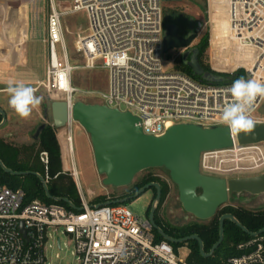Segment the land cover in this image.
I'll list each match as a JSON object with an SVG mask.
<instances>
[{"label": "built area", "instance_id": "1", "mask_svg": "<svg viewBox=\"0 0 264 264\" xmlns=\"http://www.w3.org/2000/svg\"><path fill=\"white\" fill-rule=\"evenodd\" d=\"M209 3L211 0H205ZM164 0H70L63 7L50 0L48 37L50 51L47 83L43 86L52 98L70 106L77 89L72 86L62 20L78 12L87 15L85 34L78 35L75 47L93 69L98 62L110 73L104 104L122 112H131L149 136L161 137L180 124L226 127L222 110L231 102L224 90L231 84L213 85L197 81L181 72H165ZM229 33L234 43L254 49L244 69L246 79L264 81V0H225ZM61 48L63 58L58 56ZM220 74H231L226 71ZM258 98L251 115L264 122ZM70 119L64 129L65 146L74 163ZM262 144L207 152L201 158V172L210 177L230 179L235 174L252 175L264 171ZM48 172L49 155L40 154ZM78 181L72 165L69 171ZM46 183L50 181L48 175ZM79 186L81 208L77 212L60 204L39 200L25 204V193L0 184V264H52L49 249L63 250L62 236L74 246L77 264H189L179 259L172 245L156 242L154 229L124 205L91 206ZM109 201V200H108ZM238 256L226 264H264V235L238 245ZM59 257V255L57 256Z\"/></svg>", "mask_w": 264, "mask_h": 264}, {"label": "rangeland", "instance_id": "2", "mask_svg": "<svg viewBox=\"0 0 264 264\" xmlns=\"http://www.w3.org/2000/svg\"><path fill=\"white\" fill-rule=\"evenodd\" d=\"M63 7L70 5V0H57ZM164 14L173 12L183 13L184 16L192 17L203 24L199 38L193 43L196 45L208 37L209 48L203 56V62L208 65L213 71H226L234 74L240 69H245L249 63V58L237 49L236 44H231L230 33L228 29V11L224 8L216 9L212 4L205 0H180L163 2ZM220 9V10H219ZM50 13V0H0V36L3 39L8 37L11 43L15 44L16 36L20 42L27 38L29 34V42L26 45L25 55L27 56L23 69L18 76L14 78H0V90H6L9 81L23 82L26 85L37 89L36 95L43 96V103L38 110H34L31 116L27 119L20 118L15 112L10 111L9 96L0 94V109H3L8 115L6 125L0 129V138L7 144L17 147L33 146L38 139H35L37 130L43 124H53L51 117V105L54 102L63 101L62 97L52 98L43 86L47 83V67L50 62V51L46 44L48 35V16ZM218 15V16H217ZM219 17V18H218ZM220 19V28H217V22ZM65 33L66 49L69 58V64L75 69L72 72V86L77 89L74 95L75 102L83 101L87 104H104L102 95L108 94L110 88V73L102 66L101 62L96 64L93 69L85 67L86 61L80 55L75 47L78 35H84L88 27L87 15L85 12L65 17L62 20ZM9 31V33L7 32ZM236 52V54H235ZM251 53V50H250ZM254 49L252 51L253 58ZM239 58L236 59L234 56ZM242 55V56H241ZM58 56L62 60L63 54L58 47ZM182 57V50L175 49L165 54V72H178V64ZM246 62V63H245ZM245 63V64H244ZM2 71L11 69V66L0 65ZM6 95V96H2ZM38 112L41 114L38 115ZM47 113V117H45ZM73 147H74V163L79 174L78 181L81 190L90 202L91 206L105 204L104 198H109V201H115L127 190H131L133 186L115 189L105 187L103 185V177L98 174L93 148L90 137L86 131L75 123L72 130ZM58 140L61 151V160L63 171L65 165H69L72 169L71 159L67 152L62 153V143ZM62 141V142H61ZM65 145V143H63ZM264 151V144L261 145ZM69 176L73 178L71 173ZM152 173L164 177L163 182L169 184V192L163 200L156 204L155 222L161 229L172 231L175 228L190 227L193 225H202V222L187 214L180 201L177 187L170 179L169 173L164 169H154L140 174L135 182L139 181L145 175ZM261 170L252 175L235 174L233 178L254 177L263 174ZM77 189L79 186L77 181ZM134 182V184H135ZM133 184V185H134ZM92 191L93 193H90ZM155 193L153 189L146 191L139 198L134 199L132 203H127L124 206L136 216L143 220L148 219V212L152 210L155 204ZM226 206L241 207L247 211L258 213L264 212V194L258 197H253L248 194L235 195ZM63 250L60 251L58 246L48 251V259L52 264H77V257L73 255L74 246L62 236ZM175 255L179 259H188L190 250L187 246L174 247L171 244ZM59 255V257H57ZM225 260L223 258H220ZM219 259V260H220Z\"/></svg>", "mask_w": 264, "mask_h": 264}, {"label": "water", "instance_id": "3", "mask_svg": "<svg viewBox=\"0 0 264 264\" xmlns=\"http://www.w3.org/2000/svg\"><path fill=\"white\" fill-rule=\"evenodd\" d=\"M180 1V0H164ZM198 34L183 38L178 28L165 24L164 53L175 49L184 50L183 63L189 67L201 82L218 85L224 81L221 76L205 71L200 63V50L192 47ZM65 101L54 102L51 105L53 127L65 129L70 119L78 123L89 135L93 148L98 174L103 177V185L115 189H123L134 184L136 178L143 172L164 169L177 187L179 201L184 211L202 222L214 219L219 210L226 206L235 195L248 194L258 197L264 194V173L254 177L225 179L210 177L201 172V158L204 153L229 150L235 143L240 146L264 144V122H257L251 134H240L232 138L228 127L180 124L169 128L161 137L146 135L140 127V120L131 112H122L102 104H87L83 101L74 102L70 112ZM264 116V105L260 110ZM3 120L0 129L6 125L7 114L0 109ZM47 117V113H45ZM45 124L37 130L35 139L39 138ZM0 167L13 176L35 175L42 182L49 199L64 202L77 209L68 199L54 198L50 195L45 179L37 173L15 172L8 169L2 160ZM156 188L157 197L148 220L152 228L168 243L183 245L196 241L204 258H211L220 248L225 239V223L230 221L252 238L264 235V229L249 232L232 215L226 214L220 218L219 240L209 253L204 250V244L198 235L183 239L168 236L155 222L156 204L161 200L159 184L144 186L131 199H137L146 191ZM128 199L109 201L104 205H125ZM80 210V209H77Z\"/></svg>", "mask_w": 264, "mask_h": 264}, {"label": "trees", "instance_id": "4", "mask_svg": "<svg viewBox=\"0 0 264 264\" xmlns=\"http://www.w3.org/2000/svg\"><path fill=\"white\" fill-rule=\"evenodd\" d=\"M164 16L166 23L168 14H164ZM197 48L200 50L199 60L205 71L221 76L224 79V81L218 85L232 84L235 79L241 76L246 79V71L244 69H240L234 74H220L213 71L208 65L204 64L203 56L209 48L208 37H205ZM178 72L184 73L197 81H201L200 78L195 76L192 70L183 63L182 59L178 64ZM2 120L3 118L0 115V124L2 123ZM43 152H47L49 155L48 172H46V167L40 160V154ZM0 160H2L8 169L15 172L37 173L44 179H46V176L48 175L50 181L47 186L50 195L54 198L68 199L77 209L81 208V199L75 179L63 171L60 145L57 140L56 129L53 126L46 125V127L41 131L38 141L35 142L33 146H12L0 138ZM150 182H156L161 185V202H163L169 192V187L167 183L162 181L161 178L154 176L152 173L145 175L139 181L135 182L133 185L134 191L137 192ZM0 184L13 191H23L25 193V204H30L33 201L39 200L48 205L60 204L69 210L75 212L78 211L64 202H57L53 199H49L42 182L35 175L13 176L6 173L0 167ZM154 199H156V194ZM107 201V198L103 199V202ZM149 214L150 210L148 212V216ZM226 214H232L242 224V226H244L251 233H257L264 229V212L253 213L241 207L224 206L219 210L217 216L210 222L202 225L197 224L186 227L183 231H169L164 228L162 230L168 236L176 239L198 235L203 241L205 252L209 253L219 240L220 218ZM154 234L156 242L164 241V239L155 230ZM251 239L252 237L244 233L235 224L230 221H226L224 242L211 258L202 257L199 244L196 241L186 243L190 250L188 262L189 264H226L229 259L239 255L237 252L238 245ZM186 244H173V246L184 247Z\"/></svg>", "mask_w": 264, "mask_h": 264}, {"label": "clouds", "instance_id": "5", "mask_svg": "<svg viewBox=\"0 0 264 264\" xmlns=\"http://www.w3.org/2000/svg\"><path fill=\"white\" fill-rule=\"evenodd\" d=\"M6 91L9 106L22 119L29 118L43 103V96L36 95L37 89L23 82L9 81ZM224 91L231 96V102L222 110V122L227 125L230 137L251 134L257 123L251 112L257 99H264V81L241 76Z\"/></svg>", "mask_w": 264, "mask_h": 264}, {"label": "crops", "instance_id": "6", "mask_svg": "<svg viewBox=\"0 0 264 264\" xmlns=\"http://www.w3.org/2000/svg\"><path fill=\"white\" fill-rule=\"evenodd\" d=\"M7 32L9 33V31H7ZM16 38H17V41L15 44H13V43H11V39H9L8 37L7 38L5 37L3 39V37L0 36V65L7 66V64H9L11 66V69H9L7 71H2L0 68V78H4V76H7L8 78H14L15 76H18L21 73V72H19V70L23 69L24 64L26 63L25 59L27 56L25 55V51H26V45L29 42V34L27 32V38L23 42H20L18 36H16ZM0 94H7V96H9V94L7 93L6 90H0ZM2 96H6V95H2ZM10 111L15 112L11 107H10ZM38 115H40V117H42L39 112H38ZM7 118H8V120L11 119L8 117V115H7ZM51 126H53V124H51ZM65 134H66V130H64V129L57 130L56 129V136L59 140L64 141L63 143H65V140H64ZM63 143L61 145H62V153L64 156V152L65 151L67 152V148ZM73 165L75 167V163H73ZM64 169H65L64 170L65 172L70 171L69 165L68 164L65 165ZM75 169H76V167H75ZM76 171H77V169H76ZM78 176H79V174H78ZM77 183L79 185V181H77ZM89 192L93 193L92 191H89ZM108 199L109 198H107V200ZM107 202H109V201H107ZM107 202H105V203H107Z\"/></svg>", "mask_w": 264, "mask_h": 264}, {"label": "flooded vegetation", "instance_id": "7", "mask_svg": "<svg viewBox=\"0 0 264 264\" xmlns=\"http://www.w3.org/2000/svg\"><path fill=\"white\" fill-rule=\"evenodd\" d=\"M167 25H172V26H175L178 28V32H179V35L183 38H187V37H190L192 36L193 34L197 33L198 36L196 38L195 41H197V39L199 38V35H200V32L203 28V24H201L199 21L195 20L194 18L192 17H188V16H184L183 13H179V12H173V13H170L168 15V18H167V22L165 23ZM200 43L196 44V45H193L192 47H197ZM184 52V50H182V53ZM182 59V57H181ZM154 176L156 177H159L161 179H164L163 176L161 175H157V174H154ZM159 184V183H156V182H150L148 184ZM167 184L168 181L166 182ZM146 184V185H148ZM145 185V186H146ZM160 185V184H159ZM133 186V185H132ZM144 187V186H143ZM142 187V188H143ZM141 188V189H142ZM160 188H161V185H160ZM140 189V190H141ZM154 190V193L156 194V197H157V189L156 188H152ZM140 190H138L137 192L134 191V188L132 187L131 190H127L125 191L123 194H121L117 200L119 199H128V203H132L134 201V199L132 200L131 198L137 194ZM161 195H162V189H161ZM155 197V196H154ZM156 200V199H155ZM156 216V214H155ZM210 222V221H208ZM207 223V222H206ZM175 231H183L184 230V226L183 227H180V228H175L173 229ZM176 239V238H175ZM183 239V238H181ZM187 246V244H186Z\"/></svg>", "mask_w": 264, "mask_h": 264}, {"label": "bare ground", "instance_id": "8", "mask_svg": "<svg viewBox=\"0 0 264 264\" xmlns=\"http://www.w3.org/2000/svg\"><path fill=\"white\" fill-rule=\"evenodd\" d=\"M210 4H212L214 7H216V9L219 8V6H220L221 8H224V11L227 10L225 0H211ZM219 10H220V9H219ZM217 16H218V15H217ZM218 18H219V17H218ZM227 20H228V19H227ZM216 26H217V28H220V19L218 20ZM228 29H229V21H228ZM231 44H236V45H237V49H239V51H240L241 53L245 54L249 59L252 58V54H251L252 51H253L252 48H249V47H243V46H241V45L238 44V43H234L233 40H231ZM250 50H251V53H250ZM235 54H236V52H235ZM8 55H9V54H8ZM241 56H242V55H241ZM8 57H9V56H8ZM234 58L238 59L239 57H238L237 55H235ZM245 63H246V62H245ZM245 63H244V64H245Z\"/></svg>", "mask_w": 264, "mask_h": 264}]
</instances>
